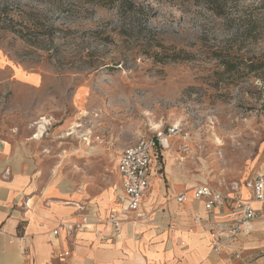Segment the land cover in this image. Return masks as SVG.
I'll use <instances>...</instances> for the list:
<instances>
[{
  "label": "rangeland",
  "instance_id": "1",
  "mask_svg": "<svg viewBox=\"0 0 264 264\" xmlns=\"http://www.w3.org/2000/svg\"><path fill=\"white\" fill-rule=\"evenodd\" d=\"M127 1L0 0V140L104 212L123 149L176 125L151 195L242 194L264 170V0Z\"/></svg>",
  "mask_w": 264,
  "mask_h": 264
},
{
  "label": "crops",
  "instance_id": "2",
  "mask_svg": "<svg viewBox=\"0 0 264 264\" xmlns=\"http://www.w3.org/2000/svg\"><path fill=\"white\" fill-rule=\"evenodd\" d=\"M160 156L154 159L150 174L153 189L149 191V187L141 203L148 221L137 223L131 216L124 218L121 233L114 237L106 220L113 208L119 207L120 156L116 166L119 185L113 203L102 212L99 202L86 197L82 186L55 172L56 168L38 163L41 156H35L33 143L0 140V264H264V204L254 206L258 217L251 234L238 236L217 255L212 251L206 229L208 215L202 202L192 197L179 204L176 197L184 193L168 202L161 182L157 194L151 195L156 189L151 177L157 178ZM259 175H264V170ZM182 187V183L173 186L172 194ZM79 188L81 193L77 192ZM239 195L249 199L251 193L244 189L241 194L239 188ZM77 204L92 206L91 224L71 238L62 224L82 222L84 214ZM220 215L217 209L216 216ZM197 216L202 218L201 223L195 222ZM60 250L72 252L65 263L55 258Z\"/></svg>",
  "mask_w": 264,
  "mask_h": 264
},
{
  "label": "built area",
  "instance_id": "3",
  "mask_svg": "<svg viewBox=\"0 0 264 264\" xmlns=\"http://www.w3.org/2000/svg\"><path fill=\"white\" fill-rule=\"evenodd\" d=\"M179 133L176 125L168 126L166 129H152L141 131L134 144L127 146L120 155L118 171L122 178V189L117 195L119 209L113 210L106 225L111 227L112 235L119 236L124 223V218L132 217L137 223L147 222L149 215L141 211V203L150 187V174L154 159L161 154L160 151L168 149V139ZM250 191L249 199L244 200L239 195V187L234 188L235 195H227L210 184L199 183L193 188V197L202 202L208 215L206 229L212 239V251L220 255L224 252L226 245L241 235H249L252 232V224L258 217V211L254 203L264 204V175L248 181L245 184ZM78 193L82 192L79 188ZM188 200L185 194L176 197L179 204ZM78 210L82 212L81 223H64L67 236L73 237L76 232L89 229L91 224L92 206L77 204ZM221 211L216 216V210ZM200 216L195 217V222L201 223ZM58 235V231L53 233ZM72 256L70 250H60L55 253V258L61 262H67ZM239 258V255H236Z\"/></svg>",
  "mask_w": 264,
  "mask_h": 264
},
{
  "label": "bare ground",
  "instance_id": "4",
  "mask_svg": "<svg viewBox=\"0 0 264 264\" xmlns=\"http://www.w3.org/2000/svg\"><path fill=\"white\" fill-rule=\"evenodd\" d=\"M77 97H78L79 101H81V102L84 101V98H83L81 95H79V96H77ZM43 130H44V127L41 126V127H40V132H39V134L37 135V138L41 136ZM168 143H169V147H168L167 150L170 149V145H171L169 139H168ZM219 143H220V141H219ZM220 146H221V145H220ZM167 150H165V151H167ZM167 155H170V154L167 153ZM169 157H170V156H169ZM167 169H168V171H169V174L171 175V174H172V169H171V164H170V163L168 164ZM167 173H168V172H167ZM174 176H175V175H174ZM246 190H247V189H246ZM192 197H193L192 195H189V196H188V201H189V200H192ZM243 199H244V198H243ZM244 200H247V199H244ZM256 204H259V203H254V206H255ZM117 209H119V207H117V206H115V208H113V210H117Z\"/></svg>",
  "mask_w": 264,
  "mask_h": 264
},
{
  "label": "trees",
  "instance_id": "5",
  "mask_svg": "<svg viewBox=\"0 0 264 264\" xmlns=\"http://www.w3.org/2000/svg\"><path fill=\"white\" fill-rule=\"evenodd\" d=\"M212 1H215V0H212ZM127 2H128L129 4H131L132 1L130 0V1H127Z\"/></svg>",
  "mask_w": 264,
  "mask_h": 264
}]
</instances>
